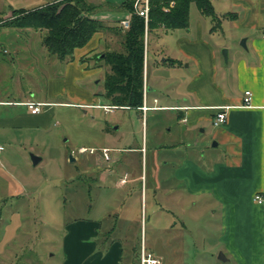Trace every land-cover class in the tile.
I'll return each instance as SVG.
<instances>
[{"label":"crops","instance_id":"crops-1","mask_svg":"<svg viewBox=\"0 0 264 264\" xmlns=\"http://www.w3.org/2000/svg\"><path fill=\"white\" fill-rule=\"evenodd\" d=\"M87 1L97 5L119 4L125 0ZM217 2H221L222 9L217 16L230 15L223 17L218 26L214 21L198 20L185 29L171 32L158 29L146 36L147 58H150V39H160L162 32L168 35L167 56L159 62L161 52L153 50L152 58L156 69L169 67L172 74L168 80L173 81L174 87L150 85L146 76L150 65H146L145 104L149 109L137 110L145 123L144 145L112 150L114 157L124 150L140 152L143 170L140 178L144 179L142 205H145L143 192L150 188L153 202L161 212L157 217L163 214L169 217L170 227L168 224L163 225L164 229L158 228V240L147 248L162 264H264V207L254 201V195L264 191V0H212L214 7ZM12 5L14 10L16 2ZM37 7L40 6H21ZM130 16L124 10L104 8L92 18L113 23ZM106 39L104 33H96L85 47L75 50L72 61L61 62L62 77L48 80L46 100L0 98V161L7 141L2 133L14 137L21 130H48L52 126L55 111L49 99L69 92L80 101L78 105L89 106L88 101L94 97L82 88L88 86L80 82L93 71L90 62H83V58L94 54L103 57L111 49ZM224 50H227V60ZM177 73L182 77L175 76ZM165 89L167 94L162 93ZM247 90L252 92L251 106H243ZM28 101L48 104L41 113L32 114L24 104ZM221 108L226 109L227 120L216 127L213 119ZM149 131L153 145L151 156ZM160 151L165 153L161 158ZM94 156V166L100 175L106 164L100 160V153ZM115 159L106 169L117 178L115 190H121L130 180L139 177L131 179V172L123 167L121 158ZM94 174H90L94 179L92 186L99 182ZM114 201L119 206L125 203L122 197ZM197 208L201 210L200 216L204 215L199 223L201 248L218 249L216 254L204 250L192 256L189 251L183 234L193 232L198 225L194 219L199 216L193 212L188 217L186 213ZM115 211V206L107 211L105 217L109 224L106 226L102 218L77 219L68 224L62 239V264H140L141 249H126L124 241L115 236L121 217ZM181 211L183 216L179 214ZM161 232L168 234L166 248L160 245ZM220 253L225 255V261L219 259ZM203 254L208 255L199 261Z\"/></svg>","mask_w":264,"mask_h":264},{"label":"rangeland","instance_id":"rangeland-1","mask_svg":"<svg viewBox=\"0 0 264 264\" xmlns=\"http://www.w3.org/2000/svg\"><path fill=\"white\" fill-rule=\"evenodd\" d=\"M50 1L54 0H0V98L46 100L48 80L62 77L64 66L42 45L43 32L12 25L16 20V16H12L13 2L20 9L21 6L33 8ZM220 3L217 2L216 7L213 5L216 15L222 10ZM198 20L213 22L212 16L203 15L197 4L192 3L190 23L195 24ZM160 35V39H150V58L146 63L150 66L149 70L146 69V76L150 85L174 87L173 81L168 80L172 74L169 67L162 66L158 70L154 66L153 50L162 53H159V62L167 54L168 35L163 32ZM106 37L111 49H121L118 38ZM90 70L93 73L80 82L88 86L82 88L89 90L94 97L88 101L89 106L78 105L80 101L67 91L65 95L49 99L53 102L55 116L48 130H21L14 137L2 133L7 141H4L6 150L0 161L1 264H62V239L66 226L77 219L91 218L105 219L103 224L106 226L109 221L105 216L111 206H115L121 215L115 236L124 241L126 249H140L143 243L150 249L158 240L157 231L170 222L167 214L157 217L161 212L153 202L150 188L143 192L145 205H142L144 179L140 178L143 172L140 152L124 150L115 157L113 155V158H121L123 167L131 172V179L139 177L130 180L121 190H115L117 178L110 175L107 164L103 165V172L98 175L96 157L79 153L81 147L99 149L107 146L116 150L142 148L144 145L145 123L140 112L134 109L106 112L103 109L104 98L99 95L105 92V78L109 69L106 66L97 67L95 61L91 60ZM178 75L182 77V74H175ZM71 88L72 92H76ZM29 91H33V94ZM167 92V89L162 91L163 94ZM78 96L84 99L83 95ZM169 113H166L167 116ZM197 133L200 135V131ZM150 139L149 131V156L153 150ZM164 154V151H160V158ZM32 155L43 160L34 165ZM71 156L75 162H71ZM151 166L149 157V179ZM90 174L99 179L97 185L92 186L94 179ZM120 197L125 201L122 206L114 203ZM193 212L199 216L194 219L198 225L195 224L192 233L183 234L191 255L204 250L216 254L218 249L201 248L203 240L200 238L199 223L204 215L202 213L200 216L201 210L197 208L196 211L188 210L186 216L190 217ZM179 214L183 216L184 211ZM161 236L163 241L160 245L166 248L168 234L164 232ZM205 255L208 254L199 257V261H204Z\"/></svg>","mask_w":264,"mask_h":264},{"label":"trees","instance_id":"trees-1","mask_svg":"<svg viewBox=\"0 0 264 264\" xmlns=\"http://www.w3.org/2000/svg\"><path fill=\"white\" fill-rule=\"evenodd\" d=\"M135 1L96 5L87 0H54L34 9L12 10V16H16L12 25L43 32L42 45L64 63L72 61L75 50L85 47L96 33L118 38L121 49H107L101 58V54L88 55L83 62L92 60L97 67L106 66L109 69L105 78V92L99 95L104 98V105L139 110L144 105L145 86L148 87L145 84L149 46L146 36L158 29L173 31L188 28L192 3L197 4L203 15L212 16L215 26L223 17L230 15L217 16L212 0H153L146 31L144 20L134 13ZM104 8L129 12L130 27L125 29L121 21L107 23L92 18L94 13Z\"/></svg>","mask_w":264,"mask_h":264},{"label":"built area","instance_id":"built-area-1","mask_svg":"<svg viewBox=\"0 0 264 264\" xmlns=\"http://www.w3.org/2000/svg\"><path fill=\"white\" fill-rule=\"evenodd\" d=\"M152 2L153 0H136L134 3V13L141 17L146 26V31L148 30V24L150 21V13H151V8H152ZM165 10H167L165 8ZM131 17V16H130ZM130 17L125 18L121 21L122 26L125 29H128L130 27ZM146 86H145V98H146ZM144 98V99H145ZM28 110L32 114H39L43 111L44 107L48 103H41V102H35V101H28L24 103ZM252 105V92L250 90L245 91V97L243 99V106H251ZM103 109H105L106 112H114L118 108L115 106L111 105H105L103 106ZM149 108L145 104L144 100V105L142 107V110L146 112ZM227 120V112L225 108L219 109L217 112L216 116L213 119V125L214 126H220L223 125ZM0 151H1V146H0ZM79 153L84 155L86 153H89L91 155H95L97 153H100V160L104 164H111L114 162L113 154H112V149L104 147L101 149H96V148H86V147H81L79 149ZM254 201L258 205L264 207V191L257 192L254 195ZM140 264H162V260L156 256H154L148 249L145 247L144 243L141 246V252H140Z\"/></svg>","mask_w":264,"mask_h":264},{"label":"water","instance_id":"water-1","mask_svg":"<svg viewBox=\"0 0 264 264\" xmlns=\"http://www.w3.org/2000/svg\"><path fill=\"white\" fill-rule=\"evenodd\" d=\"M245 41H243L242 43H244ZM223 54L225 56V59L227 60L228 56H227V50H224L223 51ZM214 145H217L216 143H214ZM41 157H38V156H35V155H32V161H33V164L34 165H37L41 162ZM71 162H75V158L73 156H71ZM219 259L225 261L226 260V257L223 253H220L219 255Z\"/></svg>","mask_w":264,"mask_h":264}]
</instances>
